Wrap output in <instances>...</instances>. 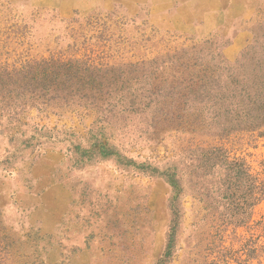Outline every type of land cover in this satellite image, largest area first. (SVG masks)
Segmentation results:
<instances>
[{"label": "rangeland", "instance_id": "obj_1", "mask_svg": "<svg viewBox=\"0 0 264 264\" xmlns=\"http://www.w3.org/2000/svg\"><path fill=\"white\" fill-rule=\"evenodd\" d=\"M1 81L0 264H264V0H0Z\"/></svg>", "mask_w": 264, "mask_h": 264}, {"label": "trees", "instance_id": "obj_2", "mask_svg": "<svg viewBox=\"0 0 264 264\" xmlns=\"http://www.w3.org/2000/svg\"><path fill=\"white\" fill-rule=\"evenodd\" d=\"M26 78H28V76H26ZM50 81L49 82H46V83H44L42 85H41V83L39 84V85H41L43 87V91L46 92V93H48V92L51 93L52 91L58 90L60 88V86H61V83L63 84V87L64 88H68V86H70V87L75 86V84H70L71 81H69V82H67V81L66 82H61L59 80H57V81L50 80ZM29 82H31V81H28L26 83V87H27L28 84H30ZM11 85H13V84L10 83V85H8L6 81L5 82H3V81L0 82V86L1 87H4V88H2V90H4L5 92H7L6 97L9 98V99L15 98V100L18 101L22 97V94L20 92H15L12 89L9 90V89L6 88L7 86H11ZM99 85L104 88V84L103 83L100 82ZM55 87H57V88H55ZM85 97H87V96H85ZM9 103H11V101H9L8 104ZM214 150H217V153L218 154L220 153V149H214ZM172 182L176 183L177 181L173 178L172 179ZM174 199H176V198H173V200ZM172 209H173V216H176V219L177 220L174 219L172 221V224H174L175 226L172 227V229H170L169 243H168L169 244V246H168V253H170V251H171L170 245L175 240V228H176V226L179 225V220H178L179 219V210L177 208L173 207V205H172ZM169 247H170V249H169Z\"/></svg>", "mask_w": 264, "mask_h": 264}]
</instances>
